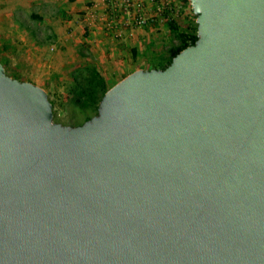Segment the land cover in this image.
Segmentation results:
<instances>
[{
  "label": "water",
  "instance_id": "95a60500",
  "mask_svg": "<svg viewBox=\"0 0 264 264\" xmlns=\"http://www.w3.org/2000/svg\"><path fill=\"white\" fill-rule=\"evenodd\" d=\"M190 2L81 125L0 62V264H264V0Z\"/></svg>",
  "mask_w": 264,
  "mask_h": 264
},
{
  "label": "crops",
  "instance_id": "0c3cea01",
  "mask_svg": "<svg viewBox=\"0 0 264 264\" xmlns=\"http://www.w3.org/2000/svg\"><path fill=\"white\" fill-rule=\"evenodd\" d=\"M122 1L0 0V48L16 52L17 63L39 66L47 76L73 70L74 63L86 58L84 49L108 81L120 80L137 69H151L141 65L145 62L165 64L168 56L146 54L153 50L145 46V35L153 31L151 22L155 26L174 21L178 2L185 11L190 2L135 0L132 17L120 11L118 21L108 24L113 5L119 7ZM137 13L148 19L146 25L132 22ZM3 54L0 60L7 68L9 55ZM31 79L35 81L33 75Z\"/></svg>",
  "mask_w": 264,
  "mask_h": 264
},
{
  "label": "rangeland",
  "instance_id": "374dc122",
  "mask_svg": "<svg viewBox=\"0 0 264 264\" xmlns=\"http://www.w3.org/2000/svg\"><path fill=\"white\" fill-rule=\"evenodd\" d=\"M187 2H190V0L189 1L187 0ZM174 4L175 3H173L172 5L173 6L178 5L177 10H176L178 14L176 16L172 14L174 18L172 17V15L170 16L174 19L176 25L178 26L179 28L178 32L184 31L190 26L196 27L198 24L197 16L195 15L193 11L191 2L187 3L188 9L186 11L184 10L183 3L178 2L177 5H174ZM151 23H152L151 26L153 28V31L152 33H150L149 31V33L145 35V40H146L145 46H147V49L153 50V51L146 53V54H149V56L155 54L158 58L162 56H168V60L165 62L167 64L168 61L170 60L169 49L172 46L179 45L180 38L178 37L177 32L173 33L170 30L169 24L167 21H165V23L167 24H163V22H161V23L155 24V26H154V22H151ZM148 46L150 48H148ZM81 52H82V55L86 58H81L76 63H74V66L72 68L73 70H70V69L67 71L63 70V72H60V73L56 72V74L47 76L44 74L43 70H40L41 67L39 66L35 67L33 65L21 63V61H18L17 63V59L15 58L16 52L14 53V51L12 50L0 48V55H2L3 53H4L3 54L4 57L6 56V54L9 55L7 57L8 59V63L6 64L7 68H5L4 66L6 73L10 77L18 79L23 82H31L34 84L39 83L40 85L39 84H36V85L46 90V92L48 93L49 99L53 105L54 122L61 123L63 125H69V126L81 125L85 121H87L89 117H94L95 115H97L96 108L90 109L89 112H84L80 107H78L72 101V95L69 93V88L72 84V73L74 72V70L79 67H92L93 64H95L93 61H90L91 58L87 59L90 56V54L86 52L85 49L82 50ZM141 65L148 67V68L150 67L152 69L155 66L163 65V64L145 62ZM137 66H140V65L138 64ZM32 75H33V78H35L34 82H33V79H31ZM125 75L126 74H123L122 76L123 78L120 77L119 78L120 80H113V81L107 80V87L112 88L122 79H124Z\"/></svg>",
  "mask_w": 264,
  "mask_h": 264
},
{
  "label": "trees",
  "instance_id": "16d2710c",
  "mask_svg": "<svg viewBox=\"0 0 264 264\" xmlns=\"http://www.w3.org/2000/svg\"><path fill=\"white\" fill-rule=\"evenodd\" d=\"M169 28L173 33L177 32L180 44L169 49L170 60L167 64L158 65L152 69H166L175 56L187 47L194 45L198 40V24L196 27L190 26L186 30L178 32L179 28L172 20L169 22ZM109 89L106 78L95 64L92 67L76 68L72 73V84L69 93L72 95V101L84 112L96 108L98 114L100 102ZM91 118L89 117L87 120Z\"/></svg>",
  "mask_w": 264,
  "mask_h": 264
},
{
  "label": "built area",
  "instance_id": "2783aa9c",
  "mask_svg": "<svg viewBox=\"0 0 264 264\" xmlns=\"http://www.w3.org/2000/svg\"><path fill=\"white\" fill-rule=\"evenodd\" d=\"M135 0H123L122 1V4L121 6H116V5H113V12H112V16H111V19L112 21H109L108 24L112 23V22H117L118 19H119V12L122 11L124 14L126 15H130V17H132V11H133V8H134V5H135ZM148 19L137 13L134 17V20H132V22L135 24V25H138V26H144L146 25ZM131 22V21H129Z\"/></svg>",
  "mask_w": 264,
  "mask_h": 264
}]
</instances>
